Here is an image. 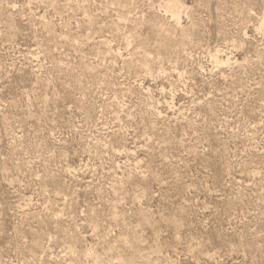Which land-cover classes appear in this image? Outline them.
<instances>
[{
	"label": "rangeland",
	"instance_id": "374dc122",
	"mask_svg": "<svg viewBox=\"0 0 264 264\" xmlns=\"http://www.w3.org/2000/svg\"><path fill=\"white\" fill-rule=\"evenodd\" d=\"M263 19L0 0V264H264Z\"/></svg>",
	"mask_w": 264,
	"mask_h": 264
},
{
	"label": "bare ground",
	"instance_id": "6f19581e",
	"mask_svg": "<svg viewBox=\"0 0 264 264\" xmlns=\"http://www.w3.org/2000/svg\"><path fill=\"white\" fill-rule=\"evenodd\" d=\"M169 9L171 10V13H172V17H178V7L177 5L175 4V2L173 1V4L172 5H169L168 6ZM182 9V8H181ZM179 20V19H178ZM177 24H178V21H177ZM180 24V23H179ZM263 25H264V19H263Z\"/></svg>",
	"mask_w": 264,
	"mask_h": 264
}]
</instances>
